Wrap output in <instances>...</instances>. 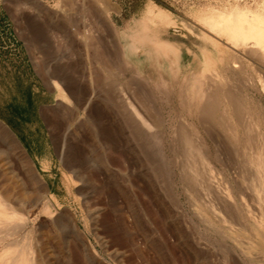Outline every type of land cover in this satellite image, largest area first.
<instances>
[{"label": "bare ground", "instance_id": "bare-ground-1", "mask_svg": "<svg viewBox=\"0 0 264 264\" xmlns=\"http://www.w3.org/2000/svg\"><path fill=\"white\" fill-rule=\"evenodd\" d=\"M76 1L66 0L71 6ZM91 1L98 2L103 8V30H115L110 12L112 9L120 11L119 6L112 0H82L79 4L87 8ZM197 20L206 31H198V34L194 27L187 26L189 32L196 36L190 58H187L182 45L155 38L153 33L156 29L150 27L144 32L152 35L148 40L131 35L125 37L122 57L118 54H115V60L112 55L94 57L100 68L114 72L121 70L123 74L122 102L118 112H111L115 113L113 122L117 118L116 122L121 127L122 143L116 149L117 166L120 167L115 169L112 163H103L104 169L96 171L103 175L98 183L91 177L94 171L83 165V147L90 135L77 140H71L69 135H54L60 157L84 189L69 203L52 190L51 182L42 173L50 166L46 155L36 149L39 168L18 133L0 118V264H113V255L117 264H126L123 253L112 248V222L106 206L118 214L129 211L133 223L129 233L133 236L139 231L137 207L127 197L128 188L132 190L131 184L126 187L122 181L111 180L113 172L126 173L132 165L140 166L141 170L144 161L158 162L162 175L156 176L158 179L155 180L151 176L152 171L149 172L153 169L150 165L142 176L144 179H141L145 186L154 190L153 198L157 203L166 204L170 198L174 201V193L168 188L170 175L162 170L165 165L162 166L163 159L158 157L156 150L162 128L159 112L151 100L143 98L142 83L139 76L132 73L134 69L138 74L148 70L154 76V84L161 87L164 81H175L185 102L182 104L184 113L188 109L197 120L200 131L192 128V121L181 115L177 137L182 151L178 169L189 198L196 199L191 205L202 217L204 225L224 239L229 237L239 242L250 258L256 254L264 259V103L254 96V91L264 94V0L255 6L210 8L201 11ZM87 34L89 38L98 36L90 28ZM142 56L148 57V61H144ZM54 77L49 75V80L58 87ZM166 87L168 91L169 87ZM61 93L64 96L62 90ZM94 127L102 132L97 121ZM201 130L212 139L214 149L207 137L202 136ZM220 135H226L235 150L233 152L239 155L241 171L237 175H232L224 167L229 162L222 153L224 149L221 151ZM164 143L162 141V145ZM156 183L160 189L156 188ZM242 190L249 192L254 208L245 201L237 207L234 199L237 196L244 198ZM96 191L102 194L105 206L92 205L91 196ZM69 193L72 195L71 191ZM204 208L223 222V228L204 214ZM247 214L248 217L244 216ZM224 250L227 254L225 264H241L232 246Z\"/></svg>", "mask_w": 264, "mask_h": 264}, {"label": "rangeland", "instance_id": "rangeland-1", "mask_svg": "<svg viewBox=\"0 0 264 264\" xmlns=\"http://www.w3.org/2000/svg\"><path fill=\"white\" fill-rule=\"evenodd\" d=\"M81 1L77 0V3L71 6L66 0H0V118L18 133L39 168L41 165L36 149L40 154L46 155L50 166L48 171L42 173L51 182L52 190L60 194L67 203L80 195V190L84 189L60 157L54 135H69L71 140L90 135L91 138L86 139L85 148L83 147V165L94 171V176L91 177L98 183L103 178V175L96 172L99 168L104 169L106 163H112L111 166H115V169L120 167L117 166L119 158L116 149H119L122 143L121 127L116 122L117 118L115 123L113 122L115 113L111 112H118L122 102L123 74L121 70L114 72L100 68L97 63L99 55H112L114 60L115 54L122 57L125 37L131 35L148 40L152 35L144 32L150 27L156 29L153 33L155 38L182 45L187 58H190L193 51L190 50L193 49L196 36L189 32L187 26L194 27L197 33L206 31L203 24L197 20L201 11L210 8L226 9L235 5L255 6L263 0H112L120 8V11L112 9L110 12L115 32L103 30V8L98 2L91 1V6L85 8L79 4ZM86 26L98 36L89 38ZM142 58L148 61V57ZM146 72L148 73V70L143 74H138L135 69L132 71L140 78L143 98L145 101L151 100L159 112L163 130L161 128L157 137L156 150L159 152L158 157L163 159L162 166L165 165L161 166L162 170L170 175L168 188L174 193V201L167 197L166 204L157 203L153 198L154 190L145 186L142 180L150 165L153 168L149 170L152 171L151 176L155 180L160 177L162 171L159 170L158 162L155 164V161H144V167L141 169L144 172H141L138 165L130 167L127 171L129 175L127 172H113L111 180L122 181L126 187L131 184L132 190L128 188L127 197L136 204L134 206L137 207L139 231L133 236L129 233L133 228L129 211L118 214L112 207L106 206L109 208L107 211L110 212L112 222V248H117L123 253L126 264H225L227 254L224 249L230 245L241 264H264L263 257L256 254L252 258L247 256L239 242L229 237L224 239L220 234L218 236L215 230L204 225L202 217L200 218L194 210L191 203L195 204L196 199L189 198L181 170L179 171L182 148L177 136L182 114L189 122L192 121V128L200 131L197 120L188 109H185L184 113L182 104L185 102L175 81H164L162 87L166 89H163L154 84L153 74ZM48 74L55 75L58 87L51 84ZM166 85L169 89L172 88L166 91ZM254 96L264 103V94L254 91ZM95 121L102 132L94 127ZM201 134L207 137L213 148L212 139L202 130ZM225 136L220 135L222 139L219 138L220 144L222 143L221 151L224 149L222 153L229 162L228 165L224 164V167L226 166L232 175H237L241 171L238 164L239 155L233 152L235 150ZM29 141L33 142V145ZM162 141L165 142L163 145ZM115 142L120 144L116 145ZM111 159L114 161L111 162ZM145 164L149 167H145ZM120 175H124V178ZM156 186L160 189L159 183H156ZM243 192V199L238 196L234 199L237 207L245 201L250 208H254L249 192ZM102 198L100 191L92 193V205L105 206ZM203 210L205 215L215 219L208 209ZM244 216L248 217V214ZM214 221L217 226L223 228L224 224L218 217ZM114 256L111 257L112 262L117 264Z\"/></svg>", "mask_w": 264, "mask_h": 264}]
</instances>
